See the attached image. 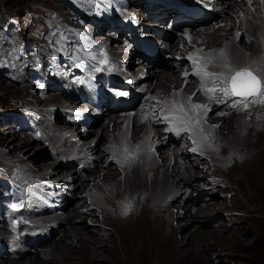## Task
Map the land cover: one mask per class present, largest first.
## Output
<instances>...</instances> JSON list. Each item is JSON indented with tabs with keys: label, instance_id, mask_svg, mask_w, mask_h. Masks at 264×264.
Returning a JSON list of instances; mask_svg holds the SVG:
<instances>
[{
	"label": "bare ground",
	"instance_id": "1",
	"mask_svg": "<svg viewBox=\"0 0 264 264\" xmlns=\"http://www.w3.org/2000/svg\"><path fill=\"white\" fill-rule=\"evenodd\" d=\"M176 1L135 0L134 3L136 4L132 3L128 6L129 0H112V3L117 7L121 5L119 8L124 10L120 12V17L126 19V24L120 18L123 22L121 26L120 24L116 26L109 23H107V26L115 28L119 32L126 29L132 43L126 44L125 49H122V46L115 39L103 38L101 35L98 39L105 40V43L95 44L88 40L82 43L81 46H77L81 42L80 38L74 34L77 24L69 23L65 25L64 22L59 28L58 48H65L68 55L73 59L74 55L76 60L82 65L86 64L87 68L95 63L101 67L95 74L91 72L94 81L88 82V86L83 83L84 88L87 87L88 98L90 97L96 102L106 99L103 105L102 102L99 105L93 104L97 107H103L105 110H114L118 108L117 103L122 102L120 98L113 101L115 96L113 94L116 93L109 95V99L106 97H93L92 87H95L96 80H101L103 77L106 83L107 77V79H111L109 84L106 85L107 87L113 86L117 91L127 89V96L134 95L130 103H122L125 106L122 111L134 109L135 112L132 115L126 112L122 117L121 112H119L120 114L116 113L107 121H101L103 118L99 115V112L94 116L78 111L63 115L61 112H57V109L52 111L48 107L40 106L42 102L49 101L43 93L30 94L27 87H25L26 89L13 87L0 82V90L6 91L9 98L18 97L17 100L20 102L18 104H37L42 126L38 130H43L46 137L41 134L33 136L36 128L34 127L35 129L31 130V127L25 125L31 136H39L42 141L48 140L56 147L55 152L57 154H75L74 158L71 157L74 159L72 163L74 167L71 170H60V166L65 165L62 161L59 164L50 161H37L32 164L39 154L32 152L34 148L32 139L17 134L16 128L19 123H8L0 127V164L5 167L13 165L15 168H19L21 170L19 172L20 178L28 179L33 185L26 184L28 188L23 187V193L28 194L29 197H26L27 203L21 207L19 212L24 218H29L32 213L39 215L32 221L27 219L28 224L22 228V231H19L18 227L23 222L13 224L10 229L6 226L0 228V243L3 246L0 247V264H60L57 257L62 259L61 264H97L94 262L96 259L99 261L108 260V264H119L116 258L110 260L111 256L115 257V245L113 238L110 236L109 226L118 230L116 220L119 219L118 222L122 221L125 217V206H129V203L138 202L144 211V215L139 218V222L142 224L128 223L127 227L129 225V227L140 229L143 226L141 234H146L149 228L143 222L146 219L153 218L156 224H154L155 226L152 225L154 226L152 230L157 235L158 232L164 231L166 241L169 240L168 243L171 244L178 243L184 237V233L180 232L182 228L180 216L186 217L185 219L188 218L190 222L197 223L192 226L189 224L188 228L195 229V231L190 230V232H193L196 238H201L202 233L199 230L200 224L198 223L204 220L214 221L218 218L216 214H223V210H226L230 198L236 194V191L232 186L226 184L227 180L225 178H222V163L217 161L205 148L206 142L204 145L195 144L196 151H192L193 147L187 152L181 153L178 152L180 148L174 145L169 152L164 146L168 138L164 137L165 131L161 125L173 124L172 110L174 105L171 103L172 101H175L177 107L183 104L187 108L186 105L188 106L190 103L210 106L213 112L211 114L207 112L201 116L200 123L205 133L211 130L210 137L212 138H220L231 131L236 123L240 121L242 116L239 117L236 114L239 109L234 111L221 109L223 103H214L204 94L201 90L200 78L194 74L193 62H196L197 67H201L205 56L214 53V50L225 49L232 66L246 67L248 64L238 65L236 64L237 61H246V57L258 55L259 57L253 63L256 65L255 69L258 70L259 74L264 76V66L261 63L264 61V10L262 9L264 3L261 4L260 0H220L222 2L220 9L213 11L212 17L209 18L206 24L201 26L196 23V26H190L187 32L183 34L181 28L185 25H181L179 28L176 26L175 28L178 29L172 32L163 29L168 22L165 18L173 11V5ZM77 2L80 7L83 5L82 7L85 10L92 8H88L91 4L90 0H77ZM74 11L76 14L80 12L79 9H74ZM109 11H112V9ZM144 12H146V15ZM58 15L61 16V12H58ZM131 18H135L133 25L129 22ZM154 19H157V22H153ZM162 21L164 22L162 25L158 24ZM141 24L144 26H141ZM153 25L162 27V30H154ZM144 29H151V31H147L150 37L153 35L152 33H157L161 37H158V40L153 41V43L150 39V41L144 40L141 37ZM171 38H173V41H169ZM136 40L150 46L154 54L146 55L136 50V56L133 57ZM154 43L155 46L158 45L156 49ZM132 46L133 48H131ZM85 52H90L89 57L92 60L82 57L81 53ZM215 54L218 55V53ZM119 55H122L121 59L118 58ZM164 55L165 58L162 57ZM189 56L192 59H189ZM176 62H179L178 66L173 64ZM122 65L127 68L129 76L137 75L134 85L138 88H132L130 84H125L122 80L116 79L115 74L120 76L118 72H120L119 67ZM184 65H187L186 69L183 68ZM204 70L217 73L226 71L222 68L220 60H214ZM152 76L154 77L153 81ZM142 77L143 80H141ZM144 82H146L145 88L140 89V85ZM208 86L209 88L212 87L211 82L206 85V87ZM135 91H138V93L136 94ZM76 92L62 89L59 94L51 96L50 102L61 106L64 100L70 102L65 97H71L72 95L79 97ZM142 95L146 96L141 99L140 96ZM222 96L223 94L217 88L215 92L216 100H222ZM188 97H192L191 101L188 100ZM86 98L84 95L79 97L80 100ZM135 105L142 106V109L136 108L135 110L133 108ZM221 112L225 114L218 115ZM52 114H54L53 117ZM89 117L93 119L89 120ZM144 117L145 119H143ZM208 118H211L210 123H208ZM94 121L101 122L94 124ZM89 123L91 125L87 128L86 124ZM61 124L66 127H73L74 134L80 138L79 142L72 140L68 136L69 129L62 130ZM79 124L82 125L78 126ZM212 125L218 127L211 128ZM60 133L63 134L62 137H60ZM194 139H197V137H185L184 147L182 148L187 150L186 146L192 143ZM190 150L192 152L188 153ZM202 150L207 152L204 155L205 160H190L193 155L198 158ZM87 152L90 156L92 155L93 159L91 165L84 169L82 168L84 165L79 164V162L85 160ZM93 154H96V156H93ZM4 158L10 160L4 161ZM75 163L80 166L75 165ZM211 163H216L217 168H213ZM31 165H34L32 169L38 170V174H32L30 171ZM263 170L258 167L257 176L250 180L259 190L264 189ZM71 172H77V174H71ZM82 172H84V176H82ZM250 172L252 171L250 170ZM51 176H55L56 182L68 179L73 181L72 186L82 187V193L77 195L79 201L72 210L65 211L69 203L55 202L57 200L56 193H53L54 190L51 189L55 187L53 183L49 187L42 181L49 180ZM34 177L38 179L37 182L32 181ZM198 177H203L206 183L201 186L200 182H196L199 180ZM220 182L222 184H218ZM21 184L23 185V183ZM218 185L222 188H217ZM102 186L107 193L104 192ZM203 186L210 189L207 199L204 198L207 193L202 188ZM190 187L198 190L196 195L198 208H194L193 202H191L193 204H182L181 200L179 201L180 206L172 205L173 203L170 200H176L174 194L178 192L179 195L177 196L180 197L182 190L187 192ZM30 190L34 194V201H32L33 197L30 196ZM46 201L51 202V205L47 204ZM26 205L29 206L28 212H26ZM86 207H92V209L85 213L79 211ZM231 217L232 215H229L226 218L228 220ZM77 221L78 224L75 223ZM59 226L60 228H58ZM218 227L217 224L214 229L217 230ZM27 232L29 233L27 234ZM118 232L121 247L126 253L125 264H142L135 254L139 249L133 248L132 244H126L127 241H131L136 232L126 228L123 229V232L120 230ZM151 233L148 231L149 235ZM158 236L160 237V235ZM41 240H44V243H39ZM181 241L180 243H182ZM196 241L199 242V240ZM242 242L244 241H239V243ZM73 248L76 249L74 251L77 254L76 261L74 260L76 254L72 253ZM131 249L134 250V253L129 254ZM39 250L38 255L40 256L33 257V254ZM139 256L142 257L143 255Z\"/></svg>",
	"mask_w": 264,
	"mask_h": 264
},
{
	"label": "rangeland",
	"instance_id": "2",
	"mask_svg": "<svg viewBox=\"0 0 264 264\" xmlns=\"http://www.w3.org/2000/svg\"><path fill=\"white\" fill-rule=\"evenodd\" d=\"M52 1L0 0V82H4L5 85L13 87H21L24 89L27 87L30 90V94H35V92L43 93L45 98L47 97L46 99L49 101L42 102L40 106H44L45 108L48 107L52 111L57 109V112L59 111L63 115H68L72 111H78L80 113L86 112L88 115L94 116L99 112V115H101L103 118L101 121H107L116 113L120 114L119 112H121L122 117L123 114H126V112H129V114L132 115L135 112L134 109H127V111L126 109L122 111V108L105 110L103 107L95 106L94 104L99 105L101 102L103 105L106 99L96 102V100L91 99L90 97L88 98L89 94L87 93V87L85 89L83 83L88 86V82L94 81V76L92 73L95 74L96 71L101 67L95 63L91 67L87 68L86 64L82 65L76 60L74 55V59L68 55V52L65 48L57 47V41L59 40L60 34L59 28L61 24L65 22V25L69 23H73L75 25L77 24L74 34L78 36L81 41L77 46H81L82 43L88 40L95 44H98L99 42L105 43V40L98 39L99 35H101L103 38L115 39L117 43L122 46V49H125V46H127L126 44L132 43L130 42V35L127 33L126 29L124 28L125 30L119 32L117 29L107 26V23L116 26H119L120 24L121 26V23H123L121 19H123L126 24V19H124L122 16L120 17V12L124 11L119 8L121 5L117 7V5L112 3V0H99L100 2L97 0H90L91 4L88 8H92L86 9V11L85 8L82 7L83 5L81 7L78 5L79 1L77 2V0ZM131 1L135 0H129L128 6L134 3ZM104 4H108V6ZM74 9H79V14H76ZM106 9H112V11ZM58 12H61V16L58 15ZM153 22H157V19H154ZM159 23L162 25L163 22H158V24ZM141 26L144 25L141 24ZM152 27L154 30H162V27L160 28V26L157 25H153ZM148 30L151 31V29ZM146 34L148 37H150L149 32H143L141 37L144 40L150 41V38L144 37ZM131 48H133V46ZM89 54L90 52L81 53L82 57H85L87 60H89V58H87L90 56ZM246 55L248 54L246 53ZM121 56L122 55H119L118 58L121 59ZM258 57V55L248 56L246 57V61L239 60L236 64L239 65L246 63L249 66ZM173 64L178 66L179 62ZM183 68L186 69L187 65H184ZM21 80L22 82H20ZM153 80L154 77L152 76V81ZM13 82L15 84H12ZM220 86H217V88ZM108 87L106 86L103 77L101 80H96L95 87H92L93 97L108 98L109 95L113 94L107 91ZM132 88L138 87L132 85ZM62 89L69 92L77 91L76 93L79 94V97L84 95L87 98L80 100L79 97L72 95L71 97H65L68 98L70 102L64 100L63 105L61 106L52 104L50 99L53 97V95L59 94ZM114 93H116L114 95L117 98L122 96L117 93V90L114 91ZM123 93L126 94V90ZM135 93L137 94L138 92L135 91ZM144 96L146 95H142L140 98L142 99ZM17 98H9L6 91L0 90V127L8 123H19V126L16 128L17 134H21L23 135L22 137L27 136L28 138L32 139V145L34 147L32 152L39 154L38 158H36L32 164L37 161H50L55 162V164H59V162L62 161V163L65 165H61L60 170H71L72 167H74V164L72 163L74 162L73 158L75 157V154H57L55 152L56 147L49 143L48 140L42 141L39 136L33 137L35 134H41L44 137H46V135L44 132L41 133V130L39 131L38 128L35 129L32 127L26 121V118L23 119L17 114L18 107L24 106V104H18L20 102L17 100ZM250 98L247 101H239L235 108H227L229 111L239 109V112L236 114H238L239 117L242 116L240 121H238L234 126V130L232 129L218 139L210 137L209 133H211V130H208L205 133L207 138L210 137L205 143V148L209 150L210 154L215 157L217 161L222 163V168L224 171L222 170L221 176L223 179L225 178V180H227L226 184L228 186L233 187V189L236 191V194L230 198L229 203L226 206V210H223V214H216V217L218 218L214 220V222L204 220L198 223L200 224L199 230L202 233V239L196 238L194 233L190 232V230L195 231V229L192 227H190V229L188 228L189 224L192 226L197 223L190 222V220L188 218L185 219L186 217L184 216L179 217L181 221L180 224L182 226L180 232L184 233V237L180 239V241L182 240V243H180V241L173 244L168 243L169 240L166 241V236L163 234L165 233L164 231L158 232V235H160L159 237L156 232L152 230V228L155 226L154 224H156V221H154L153 218L146 219L145 222H143V224L148 225L149 229L147 230L152 232L150 235L148 234V231L146 234H141L143 226L140 229L129 227V225L127 227L128 223H141L139 222V218L144 215V211L138 202H134V204L129 203L127 214L124 215L125 217L122 219V221L118 222L119 219L116 220L118 223V230L121 232H123V229L125 228L136 232L133 238L131 237V241H127L126 244H132L131 246L133 248L139 249L135 252V254L139 257L142 264H264V189L259 190L252 184V182H250L251 179L257 176L258 167H260L262 170L264 169V103ZM122 101L125 102L123 99ZM243 102L248 104L247 108H244L245 103ZM214 103L216 102L214 101ZM186 107L188 106L186 105ZM133 108H135V110L136 108L142 109V106L135 105ZM208 108V112L211 114L213 109L211 111V107L208 106ZM222 108L223 107H221V109ZM48 116L51 115L49 114ZM53 116L54 114H52V117ZM44 118H46V116H44ZM88 119L92 120L93 118L89 117ZM143 119H145V117ZM210 119L211 118H208V123H210ZM98 122L94 121L93 123L95 124ZM22 125L24 126L22 127ZM25 125L31 127V130H36V132L33 133V136L27 132L29 129H26ZM81 125L79 124L78 126ZM90 125V123L86 124V127L89 128ZM161 126L165 131L164 137L168 138V140L164 143V146L167 148V150H169V152L174 147V145H176L177 148H180L178 152L181 153L187 152L189 149L194 147L195 144L192 142L186 146L187 150H184L182 148L184 147L182 142L174 141L167 136L169 132L168 129H171L173 124H162ZM18 130H20L21 133L18 132ZM61 135L63 136L62 133H60V137H62ZM193 136L194 135L191 131H185L182 135V139ZM202 144L204 145V143ZM209 144H211V147L208 146ZM73 145L76 146L75 143H73ZM190 152L192 151L190 150L188 153ZM201 153L202 154L199 156L200 158H196L193 155L190 157V160H205L204 155L207 152L202 150ZM86 156L87 157H85V160L79 162V164L84 165L82 167L84 169L91 165L93 159L92 155L90 156L88 152L86 153ZM93 156H96V154H93ZM4 159V161L10 160L9 158ZM75 165L80 166L78 163H75ZM0 166V228L6 226L10 229L13 224L17 222H23V224L20 223L21 225L18 227L19 231H22V228L28 224L27 219L32 221L39 216L38 214L32 213L30 214L29 218H24L19 212L21 207L27 203L26 197H29L28 194L25 195L23 193V187L28 188L27 185L33 186L32 182L28 179L26 180L20 178L19 172L21 170L19 168H15L13 165L5 167L4 165L0 164ZM35 166L37 165L35 164ZM211 166L213 168H217L216 166L218 165L216 163H211ZM33 167L34 165H31L30 171L32 174H38V170L36 171L32 169ZM250 170L252 172H250ZM71 174H77V172H71ZM82 176H84V172H82ZM202 180L203 177L199 178V180L196 182H200V185L202 186L206 183L205 180ZM32 181L37 182L38 179L34 177ZM42 181L49 187L50 185L52 186V183L55 185V187L51 188L54 190L53 193H56L55 196L57 200H55V202H63L66 204L69 203V206L65 211L72 210L76 203H78L79 196L77 197V195L82 193V187L72 186L73 181L66 179L65 181L60 180L56 182L55 176L49 177V180L47 181ZM20 182L23 183V185ZM218 184H222V182ZM103 186L102 189L107 193ZM205 187L206 186H203L202 188L206 189L210 193V189ZM217 188L222 187L218 185ZM191 191L192 193H190ZM29 192L30 196L33 197L32 201H34V194L31 193L32 190ZM175 194L174 198H176V200H170V202L173 203L172 205L180 206L179 201L181 200L182 204L194 203V208H198L196 205V195L198 194V190H194L193 187H190L187 192L182 190L180 197L177 196L179 195L178 192ZM46 203L51 205V202L49 201H46ZM12 205H16V207L13 208ZM27 209L29 210V206L26 205V212H28ZM91 209L92 207H86L80 209L79 211L85 213ZM229 215H232V217L227 220L226 217ZM75 223L78 224L79 222L77 221ZM217 224L219 227L216 230L214 227ZM58 228H60V226ZM118 230L115 227L109 226L110 236L113 238V243L115 245V257L111 256L110 260L116 258L119 264H125L126 253L123 251V247H121V239ZM28 233L29 232H27V234ZM123 238L126 239L124 236ZM195 239L199 240V242H197ZM240 240L244 242L239 243ZM39 243H44V240H41ZM0 247H3L1 243ZM74 251H76L75 248H73L72 253L76 254ZM130 252L131 253L129 254H132L134 253V250L131 249ZM39 253L40 250L33 254V257L40 256L38 255ZM139 255L143 256L140 257ZM76 257L77 254L74 258L75 261ZM57 260L58 263H62V259L60 257H57ZM94 262L97 264L109 263L108 260L99 261L97 259L94 260Z\"/></svg>",
	"mask_w": 264,
	"mask_h": 264
},
{
	"label": "snow or ice",
	"instance_id": "3",
	"mask_svg": "<svg viewBox=\"0 0 264 264\" xmlns=\"http://www.w3.org/2000/svg\"><path fill=\"white\" fill-rule=\"evenodd\" d=\"M239 35V34H238ZM215 53H218L216 55ZM189 59H192L189 56ZM214 60H220L221 66L226 71L217 72H207L204 70L208 65L212 64ZM264 66V61L261 62ZM194 74L199 76L201 90L210 100L217 103H224L223 100H216L215 92L217 91V86L219 87V92L223 94L224 97L238 96L244 101H247L250 97L254 100L264 103V76H259L254 74L247 67H235L232 66L228 60L225 49L214 50V53H210L203 58V64L201 67L196 66V62H193ZM187 75V73H185ZM211 82L212 87L208 88L206 85ZM195 95V94H194ZM192 97H188L191 101ZM173 107V127L171 131L179 132L181 131H191L197 139L193 140L194 144H202L207 141V135L205 134L204 128L201 126L200 117L205 115L209 108L204 104H192L190 103L187 108L183 104L178 107L175 101L171 102ZM238 102H234L231 107L235 108ZM248 104H244V108H247ZM199 110V111H195ZM243 110V109H242ZM221 112L218 115H224ZM167 119V117H165ZM211 128L218 127L217 125L210 126ZM210 135V133H209ZM211 147V144L208 145ZM127 152V150H125ZM192 151H196L194 147ZM202 154V153H201ZM13 208L16 205H12ZM128 206H125V213L127 214Z\"/></svg>",
	"mask_w": 264,
	"mask_h": 264
},
{
	"label": "clouds",
	"instance_id": "4",
	"mask_svg": "<svg viewBox=\"0 0 264 264\" xmlns=\"http://www.w3.org/2000/svg\"><path fill=\"white\" fill-rule=\"evenodd\" d=\"M172 140H174V141H176L175 139H173L172 138ZM177 141H180V142H182L183 143V141H184V139H181V140H177ZM206 188V187H205ZM204 189V188H203ZM205 191H206V195H204V198L205 199H207L208 198V196H209V192L205 189ZM196 193V192H195ZM193 195H195V194H193ZM228 214H230V213H228ZM216 220V219H215ZM210 222H214V221H210Z\"/></svg>",
	"mask_w": 264,
	"mask_h": 264
},
{
	"label": "trees",
	"instance_id": "5",
	"mask_svg": "<svg viewBox=\"0 0 264 264\" xmlns=\"http://www.w3.org/2000/svg\"><path fill=\"white\" fill-rule=\"evenodd\" d=\"M23 116V115H22Z\"/></svg>",
	"mask_w": 264,
	"mask_h": 264
}]
</instances>
